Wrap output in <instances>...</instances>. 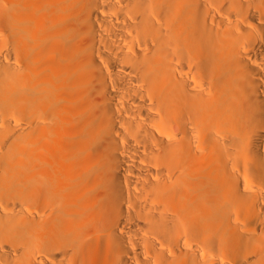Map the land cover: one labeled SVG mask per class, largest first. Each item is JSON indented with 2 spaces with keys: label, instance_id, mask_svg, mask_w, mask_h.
<instances>
[{
  "label": "bare ground",
  "instance_id": "6f19581e",
  "mask_svg": "<svg viewBox=\"0 0 264 264\" xmlns=\"http://www.w3.org/2000/svg\"><path fill=\"white\" fill-rule=\"evenodd\" d=\"M0 264H264V0H0Z\"/></svg>",
  "mask_w": 264,
  "mask_h": 264
}]
</instances>
